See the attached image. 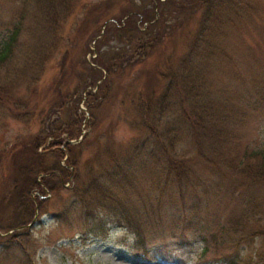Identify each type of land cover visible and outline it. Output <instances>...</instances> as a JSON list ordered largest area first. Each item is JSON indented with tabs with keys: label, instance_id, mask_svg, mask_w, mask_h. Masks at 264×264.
<instances>
[{
	"label": "rangeland",
	"instance_id": "374dc122",
	"mask_svg": "<svg viewBox=\"0 0 264 264\" xmlns=\"http://www.w3.org/2000/svg\"><path fill=\"white\" fill-rule=\"evenodd\" d=\"M164 1L73 0L57 6L55 24L28 2L13 53L0 65V264H264V183L222 186L187 127L175 120L184 104L180 95L173 97L179 103L174 111L156 112L151 104L152 134L161 146L147 139L151 120L139 110L191 56L201 64L197 83L204 101L230 112L226 145L264 147V0L214 2L215 22L204 33L209 48L191 55L202 11L183 17L193 0ZM18 6L17 0H0V34L11 27ZM158 11L165 14L160 26L145 28ZM144 28L154 40L149 44L140 34L138 46L134 36ZM163 28L168 32L156 35ZM71 115L80 122L76 136L61 133L36 146L48 166L52 150L61 154L58 165L67 175L50 190L42 177L55 181L60 172L37 174L42 190L29 191L33 205L36 200L33 218L3 229L22 211L4 203L16 190L1 160L5 151L13 146L9 165L13 157L22 160L48 121L57 128ZM169 154L183 156L195 182L181 184V192L169 176L165 180ZM96 184L137 212L140 240L102 208H83L80 196L90 199ZM91 207L105 233L86 226L82 216ZM200 236L208 242L202 254Z\"/></svg>",
	"mask_w": 264,
	"mask_h": 264
},
{
	"label": "trees",
	"instance_id": "16d2710c",
	"mask_svg": "<svg viewBox=\"0 0 264 264\" xmlns=\"http://www.w3.org/2000/svg\"><path fill=\"white\" fill-rule=\"evenodd\" d=\"M17 1L19 6L14 15V21L12 22L11 27L4 31V33L0 34V65L11 57L13 53L17 38L22 29L23 18L28 9L29 1L32 3V8L36 11V14L39 13L47 21L55 24L61 18L56 12L57 6H67V3L72 2L73 0H65V2L63 0ZM167 1L168 0L164 1V3ZM216 1L217 0H193L190 5L191 7L184 13L183 7L180 8L183 13L182 16L184 17L185 15L187 18L198 9L202 11V20L200 23L201 28L198 35L194 37V40H192V45L188 48L190 53H188L189 55H191V52H194L195 49H198L197 51L208 50L209 47L205 44L206 36L204 33L207 28H209V24H212L213 19L218 12V9L214 4ZM157 3V6L161 8L160 5L163 4V2L157 1ZM163 13V11H158L156 14H153V16H151L148 20V22L152 20V23L146 24L145 28L148 27L151 30L154 25L158 23V20L159 23L163 21V17L165 16ZM182 16L181 18H183ZM159 23L158 25L160 26ZM176 24H179V22ZM133 28L137 29L135 25H133ZM145 28L143 31H138L139 33L134 36V38L138 41V46H140V34L149 38V44H151L154 40V35H148V31L145 30ZM130 29H132V27H130ZM165 32H168L166 28H163V30L158 29L156 31V35H162ZM208 54L209 53L207 52V54L203 56H206L209 59L210 55ZM205 65L206 64H203L202 68ZM89 69L91 70L92 68L89 67ZM180 69V73L175 74V76L174 73H172L174 77L171 78L169 75V78L163 81V88L159 95L154 92L151 94L150 100L148 98H144V100H142V104L139 105V110H141L143 116L150 117L151 120L145 124L147 128L146 130L148 131L147 139L154 138L156 140V145L161 146L158 142L160 140L159 135H155L156 137H154L152 134L154 133L153 130L156 126V121L155 115L152 113L151 104L155 103L156 112H164L169 108L171 111L176 110V108L178 109L179 103L182 101L184 104L179 107L181 109L179 118L177 117L175 120L187 127L190 136L194 141L197 154L208 166H211L218 172L220 177L219 181L220 183H223L222 186L224 187V183L227 182H229V184L232 183L231 185L234 184V186L235 184L243 185L249 183L248 185H250L254 183H264V147H243L240 150L230 149L226 145V142L231 139V136H228L229 133L226 131V125L230 120V112L225 107L215 106L209 103V101H204L200 84L197 83L198 77L200 76L201 64L196 61V58L193 60L191 56H186L180 64ZM165 76H162V73L161 75H158L161 80ZM54 83L56 84V82ZM96 95V93H91L92 97H96ZM179 95L181 96V99L178 103V100H173V97H178ZM173 122L175 123L174 120H172V123ZM79 123V119L76 115H71V118L67 123H63L57 128L55 127L53 121H48V125L44 126L39 134L35 136V139L32 140V146L25 152L22 160L16 157H10V159L12 158V160H10L11 166L8 164L7 158L10 154V148L13 146L5 151L4 157L1 160L3 161V165L7 163L10 167L8 175L11 176L10 178L16 186V190L15 197L13 198L12 196H14V192L13 188H11L8 193L7 200L4 199V203L9 202L14 203V206H21L22 211L19 216L16 214L14 217H11L10 222L3 229L12 228L14 226H24L33 218L36 200L35 205H33L34 198L29 195V191L31 189H36L38 188L37 186H39L38 182L35 180V176L37 174H46L52 171L60 172L57 180L55 181H48L47 178L42 177V182L49 186V188H51L50 190L56 189L55 187L59 184L61 174H64L65 176L67 175L64 167L58 165L59 156H61V154L59 155L56 151L52 150L53 162L50 166H48L44 161L43 153L36 152V146L44 142L46 137L57 138L61 133H65V136L67 137L76 136L79 132ZM186 166L187 164L185 163L183 156L177 157L171 154L167 155L165 180H167V176H169V182L171 184L174 183L178 190L181 184H183V188L184 186H190L191 183H195L190 181L191 176L189 175L191 174ZM92 189L94 193L89 196L90 199H87L86 195L80 196V201L82 204L84 203L83 208L85 203H92L94 206L102 208L108 214L112 215L113 218L119 222V224H123L127 227L130 232L135 235L137 240H140L141 219L137 212L128 207L123 201H120L118 198L111 195L107 186L96 184ZM39 190H42L41 186H39ZM181 191L182 190H179L178 192ZM82 193L85 194V191H82ZM39 201L40 200H37V202ZM91 210L89 211V209H87L84 212L82 216L84 218L83 220L86 222L84 223L91 230H98L97 232L105 233V222L95 216L96 214L93 213V207H91ZM40 212H43V210L40 209ZM14 234L16 233L5 236L2 241L8 243L14 238L10 235ZM219 236H222V232L219 233ZM200 239L204 242L200 252V254H202L207 250L208 242L207 238L200 236ZM208 240L210 239L208 238Z\"/></svg>",
	"mask_w": 264,
	"mask_h": 264
}]
</instances>
